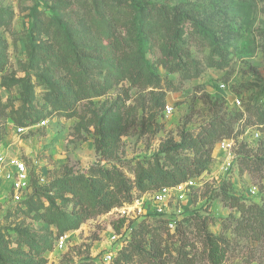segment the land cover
Listing matches in <instances>:
<instances>
[{"label": "rangeland", "instance_id": "obj_1", "mask_svg": "<svg viewBox=\"0 0 264 264\" xmlns=\"http://www.w3.org/2000/svg\"><path fill=\"white\" fill-rule=\"evenodd\" d=\"M160 7L178 8L184 17L182 35L202 37L203 28L211 37L204 46H191L189 67L194 71L197 63L202 68L198 77L185 79L182 72L166 68L159 43L171 40L157 12ZM151 25L157 26L155 34L148 30ZM112 31L117 47L109 42ZM215 46L230 55L223 69L208 64ZM59 47H73L79 55L84 51L94 67L85 73L79 69L73 78L54 54ZM139 56L155 76L153 85L134 84L127 74V61ZM68 81L86 92L75 106L56 109L53 96ZM167 105L171 116L164 113ZM247 106L264 113V0H0V155L23 162L29 178L24 200L17 201L15 169L0 170V263L113 264L131 240V227L143 220L153 225L167 220L170 247L186 243L196 264H209L203 229L197 226L206 218L209 231L229 241L223 264H264V244L226 229L240 216L225 204L226 194L246 203L261 204L263 198L262 174H251L246 163L264 155V130L247 114ZM216 115L237 119L242 134L218 143L207 170L183 192L157 200L156 191L134 190V203L123 206L129 208L126 214L115 208L63 234L41 216H49L53 203L72 211V204L50 190L56 180L87 176L97 165L117 166L134 180L136 162L153 161L169 142H179L184 131L197 135ZM35 116L41 119L31 122ZM105 117L122 127L109 149L101 142ZM42 121L46 124L39 125ZM21 127L27 129L19 132ZM121 220L124 225L117 232ZM26 239L35 240L40 249H32Z\"/></svg>", "mask_w": 264, "mask_h": 264}, {"label": "trees", "instance_id": "obj_2", "mask_svg": "<svg viewBox=\"0 0 264 264\" xmlns=\"http://www.w3.org/2000/svg\"><path fill=\"white\" fill-rule=\"evenodd\" d=\"M114 1L120 2V0ZM145 12L147 17H152V10L146 9ZM157 12L164 22L163 26L167 31L166 37L171 40L169 44L159 43L166 68L173 73L182 72L185 79L198 77L202 68L199 69L197 63H194V71L189 67V64L192 63L191 46H204L205 41H210L211 37L205 33L203 28L201 29L202 37L196 33H191L188 36L182 35L181 25L184 17L178 8L160 7ZM148 30L155 34L157 26L151 25ZM109 42L114 47L119 45V39L114 31L109 35ZM65 48L66 50L61 49V47L57 48L54 54L61 66L73 78L80 71L79 69L82 68L81 72L85 73L87 68L94 67L84 51L79 55L78 52L74 51L75 48ZM73 52H75L76 58H73ZM229 56L226 48L215 46L208 64L210 67L223 69L229 61ZM70 62L74 64L70 65ZM75 68L76 72L74 71ZM126 70L134 84L142 87L154 84L155 76L149 71L144 57L139 56L128 60ZM156 82L157 80H155V84ZM71 83L68 81L64 88L53 96V105L56 109L64 110L65 106L73 107L82 99L86 91L83 88H72ZM100 94H105V90ZM69 97L71 98L70 105L66 104ZM254 109L253 106H247L245 110L250 117L257 119L256 122L264 130V113L260 114V109L256 108L259 114L257 115ZM30 118L31 116L27 117V120ZM40 119V116H35L31 122H38ZM238 122L237 119L216 115L201 128L197 135L184 131L179 142H169L153 161L148 163L136 162L132 168L134 180L128 178L117 166L104 167L101 165L92 166L87 176L78 174L56 180L50 190L54 191L55 197L63 201L64 204H72V211H62L56 206V203H53L55 205L49 212V216L48 214L41 216L52 222L58 228L59 233L63 234L67 231L77 230L92 217L109 213L115 208L132 205L136 199L134 190L145 194L165 188H173L200 177L212 162L215 146L242 134L240 129L236 127ZM246 122L247 125H250V121L247 120ZM27 124V121L22 122L24 126ZM121 130L122 127L118 121L111 117L104 118V133L101 140L104 148L109 149L115 145ZM246 167L251 174H262L264 179V155L256 160H250L246 163ZM262 189L261 204L246 203L240 197L228 194L223 197V200L227 206L236 210L240 215L232 219V224L227 225L225 223L226 229L232 228V233L236 237L264 244V187ZM191 219H185L184 222ZM200 223L197 226L203 229L201 240L207 250L208 263L223 264L229 241L209 231L208 219H202ZM123 225L124 220H121L115 226L116 231L120 232ZM168 226L167 220L160 221L156 225L143 220L137 227H131V240L120 251L113 264H196L192 252L185 249L190 245L185 243V247L180 245L177 249L170 247L168 238L171 232ZM178 227L175 228L176 232H178ZM25 242L32 249H40V245L35 240L26 239ZM46 248L50 249V247Z\"/></svg>", "mask_w": 264, "mask_h": 264}, {"label": "built area", "instance_id": "obj_3", "mask_svg": "<svg viewBox=\"0 0 264 264\" xmlns=\"http://www.w3.org/2000/svg\"><path fill=\"white\" fill-rule=\"evenodd\" d=\"M224 86V85H223ZM225 87V86H224ZM237 104L239 107H241V102L239 100H236ZM166 116H171L173 114V109L170 105H167L165 107V111H164ZM46 122L42 121L39 123V125H45ZM27 128L25 127H21L19 128V132H23L25 131ZM5 165V166H4ZM10 166L12 168H14L15 173H14V182H13V187H14V198L17 201H21L24 200V195L26 193V190L28 189L29 186V178H28V173H27V168L26 165L18 160L12 159L10 161H6V159L0 155V170L3 167H7ZM1 177V175H0ZM7 177H10V173L8 174ZM194 184V179L189 180L188 182L178 185L176 187L173 188H165L159 191L154 192L156 195V199L157 200H162L163 197L168 196L172 191H179L181 190L182 192L189 186H192ZM131 207V205H129ZM122 211L123 214H126V210L129 209L128 207H122ZM64 244V237H61L60 240V246H62ZM113 258V255H110L107 257V262L111 263Z\"/></svg>", "mask_w": 264, "mask_h": 264}]
</instances>
